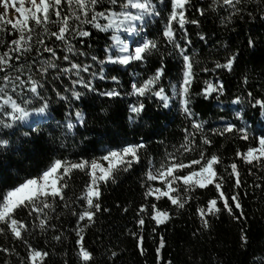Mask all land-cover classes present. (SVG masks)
Listing matches in <instances>:
<instances>
[{
  "label": "trees",
  "instance_id": "1",
  "mask_svg": "<svg viewBox=\"0 0 264 264\" xmlns=\"http://www.w3.org/2000/svg\"><path fill=\"white\" fill-rule=\"evenodd\" d=\"M210 0H191L186 6L185 16L188 21L196 19L198 25L186 23L190 45V55L199 65H194L196 78L190 88V108L198 121L204 123L205 134L212 128H221L225 121L235 123L237 128L247 126L248 140L240 138L239 133L225 134L224 136H211L213 144L207 152H216L223 158L218 171L225 175L224 167L232 162L237 163V171L242 185L238 191L243 208V217L233 219L226 211L217 216L206 217L210 227H202V220L196 212L197 206H204L206 200L215 195L214 187L208 190L200 189L194 192L192 198L184 209L177 211L170 206L166 198L158 202L161 209H168L171 219L164 224L156 225L154 221L145 217L143 227L136 224L139 206L146 203L144 198L145 188L141 186L147 169L148 159L154 160L156 166L166 159L165 153H175L183 142L184 130H191V124L179 108L175 99L165 108L158 98H141L145 104V110L139 115L131 114L129 104L137 102L136 97L124 95L129 90L130 73H139L146 78L154 70L159 58L151 57L147 63L133 66H119L107 64L104 71L105 79H99V75L92 77L91 73H99L101 65L99 60L104 59V49L111 44L107 33L84 25L91 35L89 37H75L72 43L75 48L85 55L73 53L72 59L81 64L89 65V72H81L85 79H91L92 84L99 90L117 88L122 94L119 97L108 98L98 92L88 91L81 85H75L82 96L75 100L63 90L71 86V81L76 78L75 73L63 74L57 78V72L50 70L47 74L45 92L50 100V119L41 125V137L39 148L34 145L21 143V140L29 138L12 137L15 141L12 151L0 154V185L9 186L29 174L35 175L46 163L53 158L67 157L76 160L84 157L90 160L100 157L107 147L115 146L119 141H139L143 139L146 147L141 150V162L133 164L127 171H120L111 181L100 185L101 195L98 198L101 210L93 218V223L85 227L81 233L83 243L94 256L92 264H264V187L254 189V184L264 186V157L262 162L252 161L246 163L242 157L235 156L237 150L245 152L247 147L256 146L254 136L264 134V114L259 106L253 108L251 103L254 98H264V3L262 0H244L246 7L239 15L234 14L229 21L222 22V17L228 15L222 8L217 11L207 10ZM18 4V1H17ZM26 6H30L27 5ZM206 9L203 16L197 9ZM3 11V9H0ZM252 13V15H249ZM166 12L149 21L147 29L149 37L157 34L165 23ZM55 17H53L54 19ZM31 24V22H30ZM36 27L35 25H32ZM50 31H56L55 25H48ZM179 38V26L174 22ZM11 26H7L4 32H0V40L11 41L17 34L8 33ZM36 31H40L36 27ZM204 36V40L200 36ZM255 41L254 46L248 45V40ZM45 43H49L47 36ZM54 39V38H52ZM83 40V43L80 41ZM160 55H163L168 68L167 74L161 83L170 94L169 82H176L180 70V61L173 54L170 45L161 40ZM58 44V42H57ZM5 46H0V53L6 51ZM236 54L231 70L226 68L215 69L214 63L223 64L225 58ZM60 47H57V56L62 57ZM35 56L32 53L28 59ZM96 56L97 61L91 57ZM47 54L41 53V60L47 59ZM60 67H66L67 62L62 58L58 60ZM209 71H201V68ZM24 71H29L25 64ZM33 75L35 71L33 70ZM117 76L119 85L110 79ZM245 77L247 82L245 83ZM23 78V76H22ZM213 83L215 87L222 85L223 90L213 92L205 98L201 93L205 87L203 81ZM61 91L67 95V100H61L53 91ZM248 92L252 96L247 95ZM240 96V103H233L235 97ZM83 113L86 123L80 125L75 120V113ZM241 112L242 119L237 120L235 113ZM133 119L129 120V116ZM223 117V119H221ZM71 119L75 127L69 132L66 130L67 119ZM30 122V121H29ZM35 126V125H33ZM21 131H28L27 126ZM178 155V153H177ZM198 153H187L183 157L197 158ZM102 163L103 162L101 161ZM251 169V174H249ZM230 172L231 169L229 168ZM236 179L232 178V182ZM90 177L86 172L74 170L68 178L69 187L65 190L66 197L71 204L65 208L63 202L56 204L55 213L49 211L50 223L56 225L55 230L49 229L46 233L33 228L32 219L25 216L24 212L17 213L18 219H25L28 230L23 231V239L27 240L34 248L43 249L50 253L43 264H80L77 256V235L74 229L78 227L77 217L71 214V209L80 210V204L75 201L80 196L84 186ZM154 186H162V181L152 182ZM230 187V184L227 186ZM227 187L225 190L227 191ZM58 200V198H57ZM96 201V198H94ZM148 203L155 202L149 198ZM86 206V205H85ZM104 209H107L105 211ZM38 223V221H36ZM88 224L87 219L81 225ZM155 228V232H153ZM247 235L248 243L242 246L240 240L241 230ZM62 233L63 238L57 242L52 236ZM131 233H138L144 237L143 255L141 245L137 243V237ZM195 233V235H194ZM160 237L164 238L165 245L157 255L155 249L159 246ZM0 246L15 247L19 257L15 254L0 251V264L5 261L8 264H20V258L25 256V244L21 240H14L11 234L0 235ZM112 252L117 253L115 257Z\"/></svg>",
  "mask_w": 264,
  "mask_h": 264
},
{
  "label": "snow or ice",
  "instance_id": "2",
  "mask_svg": "<svg viewBox=\"0 0 264 264\" xmlns=\"http://www.w3.org/2000/svg\"><path fill=\"white\" fill-rule=\"evenodd\" d=\"M28 4L30 6H26V0H18V4L17 0H0V7L3 8V11H0V32H4L10 25L11 30L8 34H17V37L11 41L0 40V46H5L7 49L0 53V154L15 150L13 149L15 141L12 137L29 138L21 140V143L34 145L35 148L40 147L41 137L36 134L41 132L40 125L51 118V100L44 94L46 77L50 70L57 72V78L63 74L75 73L76 78L71 81V86L63 90L70 93L75 100H80L82 96L75 85H81L88 91L98 92L99 95L108 98L121 96L122 93L117 88L106 90L95 88L91 79L81 76V72H89L90 66L77 63L72 59L73 53L85 55L75 48L72 40L75 37L83 38L91 35L84 29V25L87 24L98 31L112 32L111 44L106 45L104 49L105 57L98 61L101 65L99 73H91L92 77L99 75V79H105L107 74L104 67L107 64L138 66L147 63L154 55H158V66L146 78L135 72L129 74L131 77L129 90L124 95L137 99L136 103L128 105L129 112L139 116L145 110V104L141 98H158L165 108L169 107L175 99L191 124V130L187 128L184 130L183 142L176 152L165 153L166 159L161 161L158 167L153 159H148V170L141 182V186L145 188L143 195L146 203L139 206L137 212L139 219L136 220V224L143 227L146 223L145 217L154 221L156 225L164 224L171 219V216L168 209H161L158 206L162 198H166L170 206L179 211L185 208L195 191L208 190L210 186L214 187L216 194L208 198L204 206L196 208L202 220V227H210L206 217L217 216L222 211H226L236 220L243 217L240 193L236 191L242 185L237 163L232 162L224 167V173L227 174L226 180L225 175L218 171L223 158L216 152L208 153L207 149L213 144L210 137L215 135L224 136L236 132L240 134L241 139L248 140V128L247 126L237 128L235 123L225 121L221 128H212L208 134H205L204 123L195 118L196 114L190 108V88L196 78L194 65L200 63L190 55L192 41L188 39L185 28L186 23L199 24L196 19L191 21L186 19V6L191 4V0H28ZM245 7L244 0H210L207 10L217 11L222 8L228 13L222 17V22H226L231 20L234 14H241ZM10 8L18 14L15 19L8 14ZM260 10L264 11V9ZM197 11L203 16L206 9L198 8ZM161 12H166L163 28L158 29L156 35L149 37L147 31L149 21L160 17ZM174 22L179 26V38H177ZM49 24L55 25L57 30L50 31ZM32 25L38 27L40 31L37 32L36 27ZM45 36L49 41L47 44ZM200 39L204 40V36L201 35ZM161 40L171 46L172 52L169 55L174 54L180 61L176 82L170 81L168 85L171 89L170 94L161 83L168 72L164 57L159 54ZM80 43H83V40ZM248 45L254 46L255 41L250 38ZM57 47L61 48L62 57L57 56ZM32 53H35V56L29 60L28 57ZM41 53L47 54L48 58L41 60ZM61 58L67 62L66 67L59 66L58 60ZM91 59L94 62L97 61L96 56H92ZM236 59V54L233 53L225 58L223 64L215 62L213 70L220 68L231 70ZM25 64L29 69L27 73L24 71ZM201 71H209V69L205 67L201 68ZM110 79L119 85L117 76L113 75ZM203 83L205 87L198 95H203L205 98L214 91L223 90L222 85L215 87L207 80ZM53 91L59 99H68V96L62 95L61 91L55 89ZM247 95L251 97L252 93L248 92ZM240 102V96L233 100V103ZM251 106L253 108L259 106L261 113L264 114V98H254ZM235 116L237 120L242 119L241 112H236ZM133 118V115L129 116V120ZM75 120L80 125L86 123L80 111L75 113ZM25 126L28 131H21ZM65 127L70 132L75 125L71 119H67ZM253 141L256 146H249L245 152L237 150L235 153V156L242 157L248 164L252 161L262 162L261 158L264 157V134L254 136ZM145 147L143 139L139 141L125 139L117 142L115 146L105 148L104 154L98 158L93 157L90 160L84 157H78L76 160H70L67 157L53 158L35 175L29 174L7 187L0 185V235L11 234L14 240H21L25 244V256L20 258V264H43L50 253L34 248L23 239L22 230H28V223L25 219H18L16 214L24 212L27 218L34 217L32 226L38 227L41 232L55 230L56 225L50 223L51 217L48 213L49 211L55 213L58 202H63L65 208L71 207L68 202L70 198L66 197L65 190L69 187L68 178L74 170L86 172L90 177L81 195L75 198V201L80 204V210L73 208L71 214L77 217L78 227L74 230L78 237L76 240L79 246L78 260L80 264H92L93 253L84 246V237L81 233L85 227L93 223L95 214L101 210V205L97 202L101 195L100 185L109 181L115 183L116 175L120 171L127 172L133 164H139L140 152ZM187 153H198V157L185 162L183 157ZM101 161L106 162V166ZM233 176L236 177L234 182H232ZM154 181H162V186H154L152 184ZM229 184L230 187H227ZM252 187L256 189L264 186L254 184ZM149 198H154L155 202L148 203ZM104 210L107 211V209ZM85 219L88 224L81 225ZM241 233L242 246H246L247 235L243 229ZM131 235L137 237V243L141 245L143 255L144 237L138 233H131ZM62 238L63 234L59 232L52 236V239L57 242ZM164 245V238L160 237L159 246L155 249L157 255ZM0 251L19 257L15 247L0 246ZM111 255L115 257L117 253L112 252ZM4 264L8 262L5 261Z\"/></svg>",
  "mask_w": 264,
  "mask_h": 264
},
{
  "label": "rangeland",
  "instance_id": "3",
  "mask_svg": "<svg viewBox=\"0 0 264 264\" xmlns=\"http://www.w3.org/2000/svg\"><path fill=\"white\" fill-rule=\"evenodd\" d=\"M17 1H18V0H17ZM26 4L29 5V4H28V0H26ZM0 9H3V8L0 7ZM8 14H9V16L13 17L14 19L18 16V14H15V13H14V10L11 9V8L9 9V13H8ZM105 166H106V165H105Z\"/></svg>",
  "mask_w": 264,
  "mask_h": 264
}]
</instances>
